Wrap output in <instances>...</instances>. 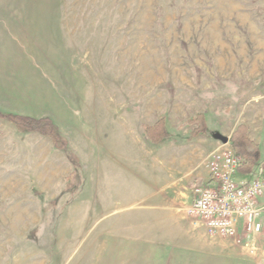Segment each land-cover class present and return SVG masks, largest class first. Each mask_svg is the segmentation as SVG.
I'll return each mask as SVG.
<instances>
[{
	"label": "rangeland",
	"instance_id": "rangeland-1",
	"mask_svg": "<svg viewBox=\"0 0 264 264\" xmlns=\"http://www.w3.org/2000/svg\"><path fill=\"white\" fill-rule=\"evenodd\" d=\"M0 20V110L48 117L66 141L0 120V264L103 259L133 182L196 163L145 138L159 116L179 151L217 139L206 163L243 123L264 163V0H0ZM196 113L207 130L191 140ZM258 207L264 220V194ZM229 244L223 264H264L259 236L254 252Z\"/></svg>",
	"mask_w": 264,
	"mask_h": 264
},
{
	"label": "crops",
	"instance_id": "crops-1",
	"mask_svg": "<svg viewBox=\"0 0 264 264\" xmlns=\"http://www.w3.org/2000/svg\"><path fill=\"white\" fill-rule=\"evenodd\" d=\"M0 26V40L2 36L12 39V26L8 22L2 24L1 20ZM169 136L156 144L161 146L159 152L164 149L183 164L192 158L196 163L182 177L134 181V194L119 201L120 206L108 219L105 235L109 241L103 259L92 264H223L224 257L219 254L223 255L225 246L234 242L209 235L202 221L187 213L194 197V187L190 185L193 180L207 183L206 158L217 139L206 140L202 144L206 146L198 152L190 142L179 151L172 146ZM156 153L153 149L152 154Z\"/></svg>",
	"mask_w": 264,
	"mask_h": 264
},
{
	"label": "built area",
	"instance_id": "built-area-1",
	"mask_svg": "<svg viewBox=\"0 0 264 264\" xmlns=\"http://www.w3.org/2000/svg\"><path fill=\"white\" fill-rule=\"evenodd\" d=\"M237 163L229 139L218 143L206 163L209 179L194 187L187 213L202 221L209 235L231 239L254 252L255 236L264 245V220L258 207V199L264 194V175L237 179Z\"/></svg>",
	"mask_w": 264,
	"mask_h": 264
},
{
	"label": "trees",
	"instance_id": "trees-1",
	"mask_svg": "<svg viewBox=\"0 0 264 264\" xmlns=\"http://www.w3.org/2000/svg\"><path fill=\"white\" fill-rule=\"evenodd\" d=\"M0 120L10 123L18 131L36 132L42 137H47L57 149L66 148V141L60 137L57 125L48 117L35 118L0 110ZM185 122L191 127L189 131L191 139L206 133L207 124L203 113H196ZM143 133L151 143L160 144L169 136L165 118L159 116L152 124L143 125ZM229 141L235 155L238 156L235 175L249 178L263 176L264 163L260 162V146L249 138L248 127L243 123L237 124L230 134Z\"/></svg>",
	"mask_w": 264,
	"mask_h": 264
},
{
	"label": "water",
	"instance_id": "water-1",
	"mask_svg": "<svg viewBox=\"0 0 264 264\" xmlns=\"http://www.w3.org/2000/svg\"><path fill=\"white\" fill-rule=\"evenodd\" d=\"M224 140L226 141L227 139L225 138Z\"/></svg>",
	"mask_w": 264,
	"mask_h": 264
}]
</instances>
